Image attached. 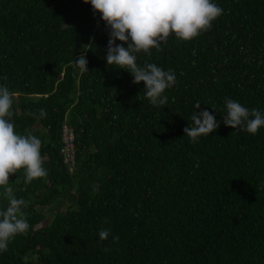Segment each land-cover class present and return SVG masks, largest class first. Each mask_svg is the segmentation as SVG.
I'll return each mask as SVG.
<instances>
[{
  "label": "trees",
  "instance_id": "1",
  "mask_svg": "<svg viewBox=\"0 0 264 264\" xmlns=\"http://www.w3.org/2000/svg\"><path fill=\"white\" fill-rule=\"evenodd\" d=\"M213 2L223 14L210 30L138 54L176 74L155 107L143 82L107 64L109 29L90 4L0 0V85L15 93V130L41 139L48 172L28 185L23 170L10 177L31 227L0 264H264V127L232 135L223 123L227 98L264 112V0ZM89 44L82 71L72 61ZM39 109L46 118L26 114ZM202 110L219 127L193 143L184 129ZM64 124L72 171L60 156ZM42 208L53 209L48 224Z\"/></svg>",
  "mask_w": 264,
  "mask_h": 264
},
{
  "label": "clouds",
  "instance_id": "2",
  "mask_svg": "<svg viewBox=\"0 0 264 264\" xmlns=\"http://www.w3.org/2000/svg\"><path fill=\"white\" fill-rule=\"evenodd\" d=\"M84 3L92 6L94 14H100L109 29L107 64L130 72L134 84L143 82V94L155 107L168 103L165 92L176 84V74L173 69L165 71L148 61L139 65L138 54L150 58L153 48L163 51L161 44L172 35L181 41H191L210 30L213 22L223 14V9L213 0H84ZM91 48V44L83 46L81 55L72 61L75 67L88 71L85 53ZM14 97L15 93L6 85H0V189L7 200L6 208L0 209V252L7 251L9 243L17 235L27 234L31 227L23 211L27 202L14 195L10 177L23 170L24 183L28 185L48 175L45 157L41 154V139L31 132L20 134L15 130ZM224 103L223 123L235 129L232 135L239 131L256 135L264 127L261 110L249 109L231 98ZM193 107L200 109L201 104L196 102ZM26 114L37 119L47 116L44 109L38 110V116L32 111ZM190 120L192 123L184 132L193 143L219 127L215 116L207 110L193 111ZM98 235L101 241H106L111 232L101 228ZM112 239L117 242L119 236L113 235Z\"/></svg>",
  "mask_w": 264,
  "mask_h": 264
},
{
  "label": "built area",
  "instance_id": "3",
  "mask_svg": "<svg viewBox=\"0 0 264 264\" xmlns=\"http://www.w3.org/2000/svg\"><path fill=\"white\" fill-rule=\"evenodd\" d=\"M60 156L63 164L69 171H72L76 164L75 135L73 129L66 124L62 126L61 130Z\"/></svg>",
  "mask_w": 264,
  "mask_h": 264
},
{
  "label": "rangeland",
  "instance_id": "4",
  "mask_svg": "<svg viewBox=\"0 0 264 264\" xmlns=\"http://www.w3.org/2000/svg\"><path fill=\"white\" fill-rule=\"evenodd\" d=\"M67 207L66 204H63L62 207H61V210H65V208ZM42 212L45 214V218H46V221H45V224H48L52 218H53V209L49 210L48 208H42Z\"/></svg>",
  "mask_w": 264,
  "mask_h": 264
}]
</instances>
